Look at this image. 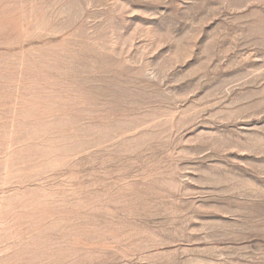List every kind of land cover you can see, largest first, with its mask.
<instances>
[{
	"label": "rangeland",
	"instance_id": "374dc122",
	"mask_svg": "<svg viewBox=\"0 0 264 264\" xmlns=\"http://www.w3.org/2000/svg\"><path fill=\"white\" fill-rule=\"evenodd\" d=\"M0 264H264V0H0Z\"/></svg>",
	"mask_w": 264,
	"mask_h": 264
}]
</instances>
